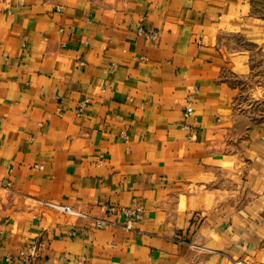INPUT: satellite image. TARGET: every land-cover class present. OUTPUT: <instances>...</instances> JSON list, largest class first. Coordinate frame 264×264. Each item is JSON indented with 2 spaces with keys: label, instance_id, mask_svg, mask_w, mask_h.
<instances>
[{
  "label": "crops",
  "instance_id": "0c3cea01",
  "mask_svg": "<svg viewBox=\"0 0 264 264\" xmlns=\"http://www.w3.org/2000/svg\"><path fill=\"white\" fill-rule=\"evenodd\" d=\"M237 261L264 264V0H0V264Z\"/></svg>",
  "mask_w": 264,
  "mask_h": 264
},
{
  "label": "built area",
  "instance_id": "2783aa9c",
  "mask_svg": "<svg viewBox=\"0 0 264 264\" xmlns=\"http://www.w3.org/2000/svg\"><path fill=\"white\" fill-rule=\"evenodd\" d=\"M20 1H23V0H20ZM139 33L146 35L150 39H156V37H157L156 31L147 32L142 27L139 28ZM192 98H193L192 94L187 95V100H186V103L184 106V111H183V116L185 119H189L191 117V115L193 114ZM87 105H88V99L86 97H83L82 99H80L77 106L74 109L76 115L80 116L83 113V110L86 108ZM183 127L189 128V125L187 123H184ZM43 203L48 208H50L51 210H53L57 213L87 221L90 223V225L92 227H94L96 229H103V228L113 224L114 222H112L108 219V217L111 216L113 213H119L124 218L125 225L127 226L128 224L132 223L133 221L140 219L141 211H142V207L140 204H135L132 207H116V206L109 205V204H103V205H101V208L104 212V216L103 217H94V216H92L86 212L80 211V210H78V209H76V208H74L68 204H63V203L55 202V201H44ZM34 251H35V247L32 246L29 249L28 253L25 254L24 252H21V255L25 259H29V257L31 255H33ZM235 264H250V263L249 262L248 263H245V262L242 263L241 261H237V262H235Z\"/></svg>",
  "mask_w": 264,
  "mask_h": 264
}]
</instances>
